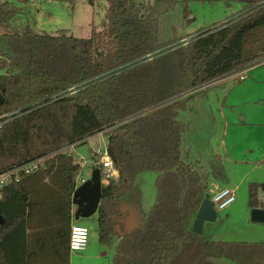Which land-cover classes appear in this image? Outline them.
I'll return each instance as SVG.
<instances>
[{
	"label": "trees",
	"instance_id": "1",
	"mask_svg": "<svg viewBox=\"0 0 264 264\" xmlns=\"http://www.w3.org/2000/svg\"><path fill=\"white\" fill-rule=\"evenodd\" d=\"M190 1L106 0L100 28L92 25L87 39L29 27L0 35V58L9 67L0 75V176L40 161L36 171L19 172L0 188V264H70L72 195L81 167L64 152L100 134L118 174L102 186L96 214L98 245L114 250L110 264H264V243L213 242L191 233L207 186L181 161L185 129L177 120L205 87L264 63V0H235L244 8L235 20L141 63L176 42L158 43L159 18L180 4L188 19ZM18 13L0 0V26ZM208 165L215 181H227L220 157ZM144 173L157 175L155 203L143 224L125 233L118 200ZM259 192L264 183L248 184L249 210L264 209Z\"/></svg>",
	"mask_w": 264,
	"mask_h": 264
},
{
	"label": "rangeland",
	"instance_id": "2",
	"mask_svg": "<svg viewBox=\"0 0 264 264\" xmlns=\"http://www.w3.org/2000/svg\"><path fill=\"white\" fill-rule=\"evenodd\" d=\"M8 1L14 4L19 13L0 26V35L22 34L29 27L38 34L56 35L60 31H67L75 38L87 39L92 25L100 28L106 9V0H97L93 6L87 0H74L72 3ZM155 1L133 0L136 5H153ZM188 9L189 17L186 20L180 4L159 18L157 39L160 45L182 40L190 43L199 33L235 20L244 12L243 6L235 0H192L188 3ZM8 69V64L0 58V75ZM177 120L185 127L181 138V161L192 164L203 177L209 199L225 188L235 196L231 206L217 212L214 223L205 224L204 240L264 243V225L251 223V210L248 208V184L264 183V63L248 69L242 81L234 76L205 87L187 103L186 110L178 114ZM106 145L107 136L96 135L64 153L80 165L79 177L87 181L96 169L92 151L103 152ZM213 156L222 160L227 177L224 183L212 178L208 163ZM78 159H82V162ZM152 176L157 177L155 173ZM3 181L6 182V179ZM144 192L150 198L148 203L142 200L140 203L138 199ZM127 194L123 207L128 209L122 211L123 228L130 232L145 221L151 197H154L155 203V182L144 183L143 190L137 183ZM257 200L263 202L264 194L259 192ZM97 220L96 214L78 221L73 217L74 225L88 231L86 247L90 251L85 257H82L85 255L82 252H71L70 264H110L113 249L99 250L98 253L91 251V240H98ZM210 263L232 264L224 259L211 260Z\"/></svg>",
	"mask_w": 264,
	"mask_h": 264
},
{
	"label": "built area",
	"instance_id": "3",
	"mask_svg": "<svg viewBox=\"0 0 264 264\" xmlns=\"http://www.w3.org/2000/svg\"><path fill=\"white\" fill-rule=\"evenodd\" d=\"M189 42H185V40L180 41L179 43L171 44L161 50L154 51L152 53L146 54L143 58L140 59L141 63H151L161 55H163L165 52H170L172 50H175L180 47H184ZM238 79L240 81L244 80V74L238 75ZM69 94L73 95L75 94L74 89L69 90ZM75 146H71L65 151L73 150ZM70 153V151H69ZM92 156L96 159L95 163L96 165H99L102 169V183L103 185H107L110 181L116 179L118 177L117 172L112 166V163L106 153V149L103 152H100L99 150H95L92 152ZM79 162H82V159H78ZM40 161L32 162L21 169L15 170L12 173H8L5 175L0 176V188L5 186L6 184L10 183L12 179H15V181L18 180L19 172H22L24 175H28L30 173H33L39 168ZM6 179V182L3 180ZM84 181H81V184H83ZM210 201L214 205V209L216 212L224 211L229 206H231L235 202V196L234 193L225 188L219 193H217ZM88 241V231L84 228L80 227H71L70 229V236H69V251L73 253L77 252H84L87 246Z\"/></svg>",
	"mask_w": 264,
	"mask_h": 264
},
{
	"label": "water",
	"instance_id": "4",
	"mask_svg": "<svg viewBox=\"0 0 264 264\" xmlns=\"http://www.w3.org/2000/svg\"><path fill=\"white\" fill-rule=\"evenodd\" d=\"M224 1V0H220ZM4 87L0 84V105L3 104L2 92ZM102 180L99 168H96L89 180L75 189L72 195V205L76 207L75 220L88 219L97 214L102 197ZM217 219V212L209 196L205 195L191 223V233L196 236H203L204 226L207 223H214ZM250 221L253 224L264 225V209L250 211ZM3 220L0 217V225ZM118 231V228H115Z\"/></svg>",
	"mask_w": 264,
	"mask_h": 264
},
{
	"label": "crops",
	"instance_id": "5",
	"mask_svg": "<svg viewBox=\"0 0 264 264\" xmlns=\"http://www.w3.org/2000/svg\"><path fill=\"white\" fill-rule=\"evenodd\" d=\"M244 74V77H245V72L243 73ZM184 129H185V127H184ZM185 131V130H184ZM97 136H101V137H103V135H97ZM156 178V176L154 177V176H152V173H144V174H141V175H139V176H137V178L135 179V181H134V183H133V185L131 186V188L127 191V192H125L124 193V195L118 200V207H119V210H120V212H121V214H122V211L123 210H126V209H128L127 207H123V205H125L126 204V195H128L127 193H130V191H132V189L135 187V185H137V183H138V185H139V187L141 188V190H143V185H144V183H146V184H148V183H150V182H155V179ZM84 181L85 182V180L83 179V178H81V177H79V175H78V177H77V179H76V188H78L81 184V181ZM146 193L147 192H144V193H142L143 195H141L140 197H138V199H139V201H140V203H141V200H142V202H145L146 203V201H147V203L149 202V200H150V198L149 197H147L146 196ZM145 194V195H144ZM151 197V196H150ZM154 198V197H153ZM153 198L151 197V203H150V205H148L149 207V209H147L148 211L147 212H149L150 210H151V208H152V206L154 205V201H153ZM136 202H138V201H136ZM139 204V203H138ZM75 212H76V207L75 206H73L72 205V211H71V227L73 226V227H77L76 225H74L73 224V217H74V214H75ZM123 221V220H122ZM122 227H123V225H122ZM123 231L125 232V233H129V231H125V229L123 228ZM131 232V231H130ZM90 246H91V251H93V252H96V253H98V251L99 250H103L104 248H101L99 245H98V241H97V238H93L92 240H91V244H90ZM89 246V247H90ZM89 248H87L86 247V249H85V251L84 252H82V253H84L85 255H82V257H85L86 255H87V253H88V251H90V250H88ZM70 256H71V252H70Z\"/></svg>",
	"mask_w": 264,
	"mask_h": 264
}]
</instances>
